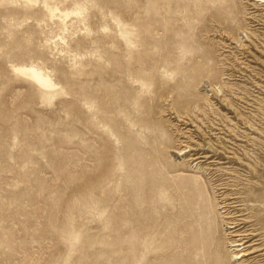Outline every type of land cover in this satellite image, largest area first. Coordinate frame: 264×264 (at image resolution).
I'll use <instances>...</instances> for the list:
<instances>
[{
	"label": "rangeland",
	"instance_id": "1",
	"mask_svg": "<svg viewBox=\"0 0 264 264\" xmlns=\"http://www.w3.org/2000/svg\"><path fill=\"white\" fill-rule=\"evenodd\" d=\"M258 1L0 0V264H264Z\"/></svg>",
	"mask_w": 264,
	"mask_h": 264
},
{
	"label": "bare ground",
	"instance_id": "2",
	"mask_svg": "<svg viewBox=\"0 0 264 264\" xmlns=\"http://www.w3.org/2000/svg\"><path fill=\"white\" fill-rule=\"evenodd\" d=\"M260 1V0H259ZM258 1V2H259ZM21 70H23L24 72H26V74H28V75H30L33 79H36L35 81H39V83L41 82V83H43L45 86L46 85H49V87H51L50 86V80H48L47 78H45L43 75H42V72H40V71H38L36 68H34V67H32V66H30V67H23V68H21ZM40 83V84H41ZM234 154V153H233ZM258 167V166H257ZM262 167V166H261ZM263 168V167H262ZM264 169V168H263ZM263 174V173H262ZM251 176H253V175H251ZM257 176V175H256ZM255 177V176H254ZM251 178V177H250ZM257 178V177H256ZM263 182V181H262ZM251 185V184H250ZM264 185V184H263ZM260 188V187H259ZM262 189H263V187H262ZM231 190V189H230ZM255 190V189H254ZM258 190V189H257ZM258 192V191H257ZM246 193V192H245ZM240 194V193H239ZM248 194V193H247ZM262 197V200L257 204V209H258V214H256V215H258V221L262 224V225H264V189H263V191H262V195H261ZM247 200H249L248 198H246ZM232 200V199H231ZM233 201V200H232ZM231 201V202H232ZM225 203H226V201H225ZM253 203V202H252ZM232 204V203H231ZM237 204V203H236ZM249 205H250V203H249ZM227 206V205H226ZM234 207V206H233ZM238 211V210H237ZM243 211V210H242ZM261 212H263V213H261ZM250 216V215H249ZM257 217V216H256ZM237 221V220H236ZM240 221V220H239ZM250 228V227H249ZM264 229V228H263ZM254 230V229H253ZM236 231V230H235ZM247 231V230H246ZM232 233V232H231ZM236 233V232H235ZM246 237H241V239H239V240H234V241H232V243H233V245L234 246H242V245H244L245 243H246V239H245ZM251 239V238H250ZM251 241V240H250ZM223 251V250H222ZM239 252V251H238ZM244 253V252H243ZM218 254H220V253H218ZM240 253H237L236 254V256H238ZM215 256V255H214ZM217 256V255H216ZM234 258V257H233ZM236 259V258H235ZM217 261V260H216ZM257 261V260H256ZM223 262V261H222ZM258 262V261H257ZM250 264H256V262L255 261H252V262H249ZM262 263V262H261Z\"/></svg>",
	"mask_w": 264,
	"mask_h": 264
}]
</instances>
